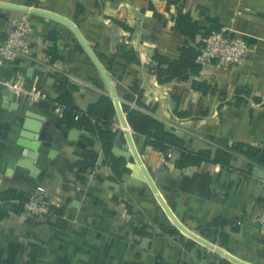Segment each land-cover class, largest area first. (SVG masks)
Wrapping results in <instances>:
<instances>
[{
    "label": "crops",
    "instance_id": "crops-1",
    "mask_svg": "<svg viewBox=\"0 0 264 264\" xmlns=\"http://www.w3.org/2000/svg\"><path fill=\"white\" fill-rule=\"evenodd\" d=\"M0 2L72 21L104 66L123 106L162 122L187 151L211 152L210 160L179 167V150H170L167 157L139 135L144 164L154 172L163 170L159 193L170 210L185 228L228 254L176 226L133 160L113 153L126 140L123 136L116 146L117 131L131 127L123 126L117 110L110 151L124 159L119 164L106 154L97 132L71 119L67 123L55 111L56 100L86 111L103 96L112 99L74 29L47 14L0 5V41L15 18L27 16L33 28L28 39L35 47L32 56L1 64L0 78L22 76L27 87L48 95L29 103L0 89V169L7 168L20 136L17 117L32 123L42 119L63 133V140L53 144L52 157L50 148H41L32 167L17 164L10 174H0V192L38 193L52 204L47 218L33 216L24 205L0 220V264H264V239L254 220L264 210V179L254 168L264 165L233 149L236 144L264 146V0ZM186 14L201 28L192 36L176 25ZM225 24L249 44L251 53L243 66L199 65L186 77L159 80L155 53L180 58L183 47L202 46L207 28ZM91 142L98 156L81 179L74 163ZM218 149L230 154L228 161L214 160ZM20 153L17 159L23 158ZM10 202L19 204L17 199Z\"/></svg>",
    "mask_w": 264,
    "mask_h": 264
},
{
    "label": "trees",
    "instance_id": "trees-1",
    "mask_svg": "<svg viewBox=\"0 0 264 264\" xmlns=\"http://www.w3.org/2000/svg\"><path fill=\"white\" fill-rule=\"evenodd\" d=\"M177 28L186 35H193L197 31L201 30L198 23L193 21L191 17L181 15L177 19ZM213 29H219L218 26H211L204 32L206 35ZM180 58H168L161 54L155 53L154 60L156 65L154 72L157 74L159 80L168 81L177 77H186L189 70L195 69L199 66L196 62V57L199 53V49H193L192 47H183L181 49ZM54 102V100H52ZM58 104L64 106L63 118L68 123V119L74 120L78 125H86L89 131L97 132L101 141L104 143L105 152L108 156L115 160V164L123 163L124 159L113 157L110 148L111 142L115 135V131L112 130L113 119L116 116V109L113 101L110 97L103 96L96 103L92 104L88 110L81 111L76 106L71 104L59 102ZM123 110L126 113V118L131 128L146 138L147 143L152 145L155 149L167 153L172 149L180 151V157L177 160L179 167H185L189 164H199L203 160L211 159V152L209 150H202L198 152L187 151L183 147V140L175 135L172 131L168 130L167 127L157 119L139 111L123 106ZM76 119V115H79ZM90 118H94L95 122H92ZM233 149H237L240 153L245 154L250 159L258 161V163L264 165V146L263 148H244L240 144H236ZM82 158L74 163L77 167V174L81 179H85V173L93 167L98 152L92 148V142L89 147L83 150ZM230 154L223 150L218 149L215 152L216 161H228ZM30 194L19 193L13 189H6L0 192V220L7 215L10 209L20 210L23 208L25 203L29 200ZM11 199L19 200V204L15 205L10 202Z\"/></svg>",
    "mask_w": 264,
    "mask_h": 264
},
{
    "label": "water",
    "instance_id": "water-1",
    "mask_svg": "<svg viewBox=\"0 0 264 264\" xmlns=\"http://www.w3.org/2000/svg\"><path fill=\"white\" fill-rule=\"evenodd\" d=\"M0 5L11 7V8L23 9L29 12L47 14L49 16L62 20L65 23H67L69 26H71L76 32V34L78 35L79 39L83 43L84 47L86 48V50L88 51L92 59L94 60L100 72L102 73L106 81V88L109 90L111 94V97L113 99V102L117 110L118 116L120 118V121L123 123L124 127H126L127 125L129 126L125 113L123 111V105L121 104L117 96L113 82L111 81L109 75L107 74L104 66L101 64V62L99 61L95 53L92 51V49L86 42L85 38L81 34L78 27L72 21L62 16H59L57 14H54V13H51L45 10H41L38 8H28L26 6H17V5L7 4L3 2H0ZM0 89L7 93H11L14 97V94L5 86L0 85ZM17 119L19 120V124L17 126L20 129V132H19L20 136L12 148V152H11L12 157L7 163V168L6 169L1 168L0 174L5 171H6V174H10L11 169H14L15 167H17L16 166L17 164H23L27 167H32L31 166V164H33L32 161L35 162L38 159L41 148H50L49 156L52 157L56 151L55 149H53V144L59 143L63 140V133L53 123L44 122L42 119L38 123L36 122L32 123L30 120L25 119L23 117H17ZM77 131H78L77 129H72L70 133H72V135L74 133L77 134ZM72 135L70 134V137L74 139L75 137H73ZM123 136H125L126 140L121 146V150H117V148L113 149V153L115 155H120L124 157L127 161L133 160L135 170L140 173L143 179H146L151 184L159 201L161 202L167 214L169 215L171 220L175 223V225L178 226L183 232L193 237L194 239L200 241L201 243L207 245L208 247L214 248L220 253L228 255L224 250L214 246L213 244L203 239L202 237L198 236L194 232H191L190 230H188L181 224V222L173 214V212L170 210L169 206L166 204L165 200L159 193V186L161 183V177L163 174V170L159 169L156 172H154L152 171L151 168L147 167L144 164L141 158V154L143 152V146L140 144V136L138 133L134 132V130L131 127H130V130L120 129L117 131V134L114 138V144L116 146H118V143L122 139ZM21 147L23 148L22 151L20 150ZM19 151L21 152L20 154L22 155L23 158L17 159L16 157ZM25 158L29 159L27 161H30V162H24ZM254 173L260 178L264 179V169L263 168L256 166L254 168Z\"/></svg>",
    "mask_w": 264,
    "mask_h": 264
},
{
    "label": "built area",
    "instance_id": "built-area-1",
    "mask_svg": "<svg viewBox=\"0 0 264 264\" xmlns=\"http://www.w3.org/2000/svg\"><path fill=\"white\" fill-rule=\"evenodd\" d=\"M248 9V8H247ZM126 22L130 19L124 18ZM137 21V18H133ZM234 18L230 20V24ZM230 24H225L219 29L211 30L203 39V44L199 48L196 62L203 65H214L219 68H229L230 66H243L251 53L249 44L240 36L232 32ZM32 26L27 16L17 17L12 22V28L7 37L0 41V65L14 61L23 56H32L35 47L28 36L32 33ZM0 85L8 88L16 98L29 103L47 100L48 95L40 88H29L26 86L22 76L12 79L0 78ZM56 112L63 114L64 106L55 103ZM80 116L76 115V119ZM172 153H167L171 157ZM219 168V166H217ZM51 202L43 198L38 193H31L29 200L25 203L26 210L35 217L47 218L51 214ZM259 227V232L264 239V210L254 219Z\"/></svg>",
    "mask_w": 264,
    "mask_h": 264
},
{
    "label": "bare ground",
    "instance_id": "bare-ground-1",
    "mask_svg": "<svg viewBox=\"0 0 264 264\" xmlns=\"http://www.w3.org/2000/svg\"><path fill=\"white\" fill-rule=\"evenodd\" d=\"M119 126H121V123L119 122ZM122 127V126H121ZM130 129V128H129Z\"/></svg>",
    "mask_w": 264,
    "mask_h": 264
}]
</instances>
